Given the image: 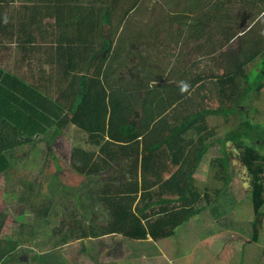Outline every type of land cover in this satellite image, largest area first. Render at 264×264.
Masks as SVG:
<instances>
[{
	"label": "crops",
	"instance_id": "obj_1",
	"mask_svg": "<svg viewBox=\"0 0 264 264\" xmlns=\"http://www.w3.org/2000/svg\"><path fill=\"white\" fill-rule=\"evenodd\" d=\"M190 1L181 0L176 5L178 0H47L41 4L51 8H39L36 30L20 32L22 38L35 40L25 41L22 46L13 40L0 43V65L42 95L38 96L37 105L42 113L38 116L41 118L39 123L49 134H54V151L62 145L68 147V157L55 151L61 165L67 166L68 184H59L58 177L53 174L49 176L51 180L46 181L42 177L43 184H39L38 190L31 188V184H25L33 191L32 203L36 202L37 217L43 227L52 229L54 233L64 231L45 244L58 247L87 237L95 246V240H100L104 248L117 253L119 264H199L200 261L206 264L210 255L219 252H223L225 264H236L237 242H232L226 235L233 223L228 212L232 208L226 202L235 199L236 194H230V190L217 193L221 187L209 188L204 183L222 181L217 179L219 176L211 168L212 159L223 156L216 149L215 137L202 160L201 157L195 160L196 168L191 175L188 151L191 137L196 136L191 135L189 128L176 136L174 150L170 149L167 139L149 140L157 154L148 160L145 169L142 155L136 163V152L123 155L121 147L127 142L111 140L105 131H102L105 137L96 141L83 123L73 120L78 90L82 89L81 83L85 78L87 82L99 79L107 86L108 92L115 82L132 85L134 90L142 83L149 82L152 86L165 82L170 87L169 101L174 100V87L180 89L181 94H186L188 89L181 90L184 84L199 87L201 78L206 75L218 79V76L224 77L232 71L230 79L238 78L244 83L251 79L253 64L243 66L239 71L234 63L225 61L229 51L236 50L240 41L251 49V34L245 33L251 25V14L240 20L241 13L232 15L228 12L230 17L226 19L223 9L207 29H202L201 8H176ZM14 13L22 20L27 16L26 9ZM246 68L251 72L248 75ZM128 73L131 75L127 76ZM182 97L186 98L176 99L172 104L185 99L187 104L180 107V112L188 116L190 93ZM130 100L136 104L135 98ZM82 112L79 115L81 121L91 123L99 110L90 108ZM122 131L121 128L120 133ZM144 133L141 130L140 139ZM178 136L184 139L181 141ZM107 140L113 142L112 149L117 154L113 160L106 157L102 149ZM52 141L47 139L46 146L49 147ZM37 144L39 142L33 143L35 147ZM142 146L141 142L140 151ZM77 151L95 153L94 162L104 156L109 166L95 172L86 169L81 173L73 168H83ZM192 161L194 165V159ZM203 166L210 173L201 177V171H205ZM12 170L7 178L12 176ZM191 177L193 191L190 192L182 183L188 184L186 178L189 180ZM165 181L168 182L166 187L163 186ZM20 185L21 191L22 183ZM184 188L187 189L185 192ZM66 189L67 194L62 195L61 191ZM208 195L210 197L207 198ZM61 197L68 199V212H62L66 203L61 202ZM24 202L20 203L27 208L28 203L23 205ZM184 202L193 204L198 212L171 228L177 213L191 209L190 204L182 208ZM73 205L76 210H73ZM127 205H131L134 219L139 217L144 227L152 230L147 238L122 234V230L129 229L135 222L131 220L124 224L122 221L121 213ZM165 213L174 215L163 222L160 218ZM71 255L73 257H69V261L81 263L84 259L85 264H93L81 251L76 250ZM39 256L43 259L44 254ZM109 264L114 263L109 261Z\"/></svg>",
	"mask_w": 264,
	"mask_h": 264
},
{
	"label": "trees",
	"instance_id": "obj_2",
	"mask_svg": "<svg viewBox=\"0 0 264 264\" xmlns=\"http://www.w3.org/2000/svg\"><path fill=\"white\" fill-rule=\"evenodd\" d=\"M180 1L178 0L176 5ZM46 2L47 0H0V43L3 44L6 40H13L19 46H22L25 41L35 40V38H22L20 32L36 30L39 8H51L41 4ZM198 5H201V7H198ZM176 8H185V10L201 8L202 29H207L211 21L223 9H225L223 15L226 19L230 17V12L232 15H235V12L241 13L240 20H243L246 14H251L249 16L251 25L247 27L245 32L251 34V49L249 45L244 47V42L240 41L236 50L229 51L225 61L234 63L239 71L243 66L253 64V78L255 79L253 92L257 96L264 85V0H191L188 4L185 2L184 5ZM19 9H26L27 11V16L23 20L14 13ZM255 69H257V72ZM230 73L233 72L228 71L227 75L224 77L218 76V79H215L212 75H206L204 79L201 78L199 87L191 85L187 88L189 90L187 93H190L188 116L180 112V107L187 104L185 99L175 105L172 104L176 99L186 98L182 96L187 95V93L181 94L180 89L176 90L177 88L174 87L172 89L174 100L169 101L167 95L170 87L165 82L152 86L149 82L142 83L135 90L132 85L115 82L114 87H111L108 92L106 90L107 86H104L99 79L87 82L85 78L84 82L81 83L82 89L78 90L77 97L79 99L73 112V120L83 123L82 125L85 129L91 131V135L96 141L105 137L102 133V131H105L111 140L118 139L127 142L128 144L121 147L123 155H133L136 152L138 156L136 154L135 163L139 159V155H142L143 161L145 160V169L148 167V160L157 154L155 148L150 145L149 140L164 141L167 139L170 149L174 150L176 145L173 143L176 141V136L180 135L185 128H189L192 131L191 135L196 136L195 138L191 137V147L188 151V156L191 158L192 175L196 168L195 160L197 161L200 157L202 160L203 155L212 143V138L218 132L217 125L210 124L209 116H228L233 112H241V109H239L240 96L236 97L235 95L229 76ZM129 75L131 73L127 74V76ZM38 96L42 97L35 87L23 84L20 78L13 77L6 71V68L0 65V177L6 176L12 170L13 161L17 159L16 153L22 145L30 142L35 144L39 142V139L46 142L47 139L52 141L54 134H49L45 131L46 127L39 123L41 118L38 116L42 113L37 106ZM130 98H135L136 104ZM90 108H97L99 113L94 116L91 123H84L79 115H82L84 109ZM157 118L158 120H156ZM121 128L124 131L120 133ZM141 130H144L145 133L140 139ZM157 134L160 137L156 136ZM178 138L181 141L184 139L180 136ZM111 140H107L102 149L104 155L113 160L117 157V154L112 149L113 142ZM225 140L233 141L235 148L238 150L239 158L250 178V183L253 186L259 185L262 187L264 181V126L244 119L233 131L227 132ZM141 142L143 146L140 151ZM115 151L117 152V150ZM76 154L83 162V168L75 166L73 168L81 173L86 169L95 172L109 166V162L104 156L99 157L100 159L94 162L95 153L77 151ZM228 155L227 150H225L222 157L214 158L211 161V168L219 176L217 179H221V182L224 183V187L216 190L217 193L224 191V188H228L232 181L231 177L234 169ZM192 159H194V165ZM133 166L134 161L132 160ZM186 180L188 184H182L188 186L187 189L190 192L193 191V178L191 177L189 180L186 178ZM167 181L163 182L164 187L170 182ZM208 197L210 196L208 195ZM187 204H190L191 209L181 210L177 213L175 221L170 225L171 228L184 223L197 214L198 209L192 207L193 204L189 202H184L182 208H186ZM126 207H129V209ZM126 207L123 208L121 213L123 223L126 224L131 220L135 222L129 229L122 230V234L132 238H147L149 231L152 232V230H147L139 217L134 219L131 205ZM171 215L173 216L174 213H165L160 219L163 222L167 221V219L172 218ZM262 215V212L257 211L255 219L251 223L253 234L251 240L254 243L258 241V230L261 227ZM4 218L5 215L0 212V232ZM112 232L114 231H109V233ZM19 242V240H6L0 237V264L13 262V255L17 253L16 249L20 245ZM39 257V255L35 256L34 260L38 264H42L41 261H44V257L42 260ZM46 263L50 264V262L44 261V264Z\"/></svg>",
	"mask_w": 264,
	"mask_h": 264
},
{
	"label": "rangeland",
	"instance_id": "obj_3",
	"mask_svg": "<svg viewBox=\"0 0 264 264\" xmlns=\"http://www.w3.org/2000/svg\"><path fill=\"white\" fill-rule=\"evenodd\" d=\"M255 71L257 72V69ZM245 72L247 75L251 73L248 68H246ZM253 77L254 74L252 73L251 79L247 83L240 81L238 78L230 79L236 97L240 96V113L233 112L228 116L212 115V117H209L210 124L218 127V132L215 136L216 149L221 152V155L227 150L234 169V171L232 169L233 178L231 177L232 181L229 187L223 190H230V194H236L235 199L226 202L227 206L232 208V211L229 209L228 212L231 214V223L233 222L230 225L231 231L229 233L226 232V235L232 242H237L236 264H264V181L262 187L259 185L253 186L250 183V178L239 158L238 150L235 148L233 141L225 140L227 132L233 131L240 121L244 119L264 126V85L256 96L253 92L255 80ZM244 94L246 95L243 96ZM228 103L232 104L233 102ZM248 143L251 144L249 141ZM55 146L56 143L54 141L49 147L46 146L45 141H39L36 147L31 142L27 143V145L19 148L16 153L17 159L14 162L12 176L9 178L6 176L0 177V212L5 215L0 236L5 239L18 238L20 241L22 240L16 249L17 253L13 255V262L10 264H38L34 259L39 254H44V261L50 262V264H85L84 259H82L81 263L69 261V257H73L71 253L76 250L81 251L82 255L87 256L86 259L93 264H109V261L119 264L120 262L116 261L117 253L114 251L111 253L108 247L104 248L100 240L98 242L95 240V246L91 245L92 239L87 237L80 238L69 244H61L58 247L45 244L50 238L56 237L58 233L64 231H58V233L55 231L56 233H54L52 229L43 227L44 224L37 217L36 202L32 203L34 200L33 191L28 189L25 184H31V188L38 190L39 184H43L42 177H45L46 181L51 180L49 176L52 174L58 177L56 180L59 184H68L69 174L67 166L64 163L61 165V159L55 152L60 151L61 155L65 153L64 157H68V147L62 145V147L55 148L54 151ZM202 170L205 171H201V177L206 176L204 175L205 173H210L205 166L202 167ZM19 182L22 183L21 189L24 192L19 190L21 186ZM204 183L209 188L216 185L224 187L223 182L204 181ZM61 192L62 195L67 194V189ZM22 197L26 198V200ZM23 201H25L23 205L28 203L26 204L27 208L20 203ZM62 201L66 203L62 207V212H68V199L61 197ZM71 201L73 203V199ZM79 207L81 206L79 205ZM76 209L73 205V210ZM257 211L262 212L263 215L261 217V227L258 230V241L254 243L251 240L253 235L251 223L255 219ZM98 215L102 217L99 212ZM93 248H95V251H93ZM49 250H52L51 252L53 253ZM88 255H91V257ZM258 255L259 259H257ZM102 260L109 261L103 262ZM44 261H41V263L44 264ZM199 264L205 263L200 261ZM206 264H225L223 252L210 255Z\"/></svg>",
	"mask_w": 264,
	"mask_h": 264
},
{
	"label": "clouds",
	"instance_id": "obj_4",
	"mask_svg": "<svg viewBox=\"0 0 264 264\" xmlns=\"http://www.w3.org/2000/svg\"><path fill=\"white\" fill-rule=\"evenodd\" d=\"M187 87H188L187 84H184L181 90L182 91H186L187 90Z\"/></svg>",
	"mask_w": 264,
	"mask_h": 264
}]
</instances>
